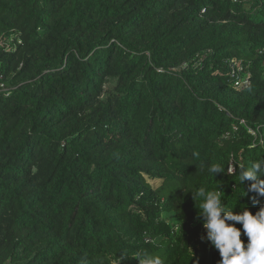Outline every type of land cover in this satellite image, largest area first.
I'll return each instance as SVG.
<instances>
[{
    "label": "trees",
    "instance_id": "16d2710c",
    "mask_svg": "<svg viewBox=\"0 0 264 264\" xmlns=\"http://www.w3.org/2000/svg\"><path fill=\"white\" fill-rule=\"evenodd\" d=\"M13 35L0 264H218L193 192L264 207L238 180L264 156V0H0Z\"/></svg>",
    "mask_w": 264,
    "mask_h": 264
},
{
    "label": "clouds",
    "instance_id": "9594fccd",
    "mask_svg": "<svg viewBox=\"0 0 264 264\" xmlns=\"http://www.w3.org/2000/svg\"><path fill=\"white\" fill-rule=\"evenodd\" d=\"M193 155L199 157L198 152ZM207 171L213 177L225 172L221 163H211ZM238 172L240 183L251 181L249 191L264 197V156L254 160L250 168L240 166ZM223 193L220 187L219 190H207L203 186L193 192L194 200L200 201L196 207L206 229V239L219 252L218 264H264V207L255 214L247 207L239 212L233 211V208L225 207ZM242 232L246 241L241 239ZM134 257L139 264H163L158 255Z\"/></svg>",
    "mask_w": 264,
    "mask_h": 264
},
{
    "label": "built area",
    "instance_id": "2783aa9c",
    "mask_svg": "<svg viewBox=\"0 0 264 264\" xmlns=\"http://www.w3.org/2000/svg\"><path fill=\"white\" fill-rule=\"evenodd\" d=\"M21 43H22V39L18 38L16 35L11 36L10 40L7 41L0 40V46H5L9 51H16L18 45ZM242 82H247V78ZM242 82L240 81V83ZM236 84L239 86V82H237ZM7 89L8 88L5 86V84L0 82V90H7ZM230 168L232 169L231 171H233V165H231Z\"/></svg>",
    "mask_w": 264,
    "mask_h": 264
},
{
    "label": "rangeland",
    "instance_id": "374dc122",
    "mask_svg": "<svg viewBox=\"0 0 264 264\" xmlns=\"http://www.w3.org/2000/svg\"><path fill=\"white\" fill-rule=\"evenodd\" d=\"M180 234V230H179V228H178V232H176V235H179Z\"/></svg>",
    "mask_w": 264,
    "mask_h": 264
}]
</instances>
